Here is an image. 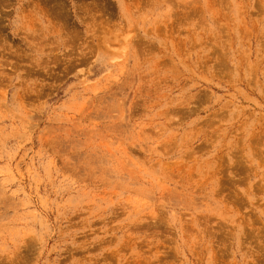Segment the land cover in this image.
Returning a JSON list of instances; mask_svg holds the SVG:
<instances>
[{"label":"rangeland","instance_id":"rangeland-1","mask_svg":"<svg viewBox=\"0 0 264 264\" xmlns=\"http://www.w3.org/2000/svg\"><path fill=\"white\" fill-rule=\"evenodd\" d=\"M0 264H264V0H0Z\"/></svg>","mask_w":264,"mask_h":264}]
</instances>
